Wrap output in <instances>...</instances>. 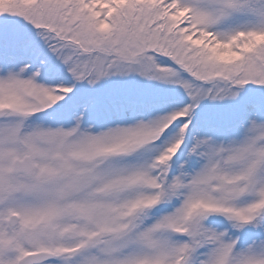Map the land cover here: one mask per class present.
I'll list each match as a JSON object with an SVG mask.
<instances>
[{
	"label": "snow or ice",
	"instance_id": "snow-or-ice-1",
	"mask_svg": "<svg viewBox=\"0 0 264 264\" xmlns=\"http://www.w3.org/2000/svg\"><path fill=\"white\" fill-rule=\"evenodd\" d=\"M0 264H264V0H0Z\"/></svg>",
	"mask_w": 264,
	"mask_h": 264
}]
</instances>
